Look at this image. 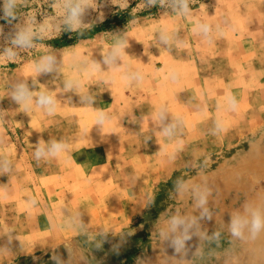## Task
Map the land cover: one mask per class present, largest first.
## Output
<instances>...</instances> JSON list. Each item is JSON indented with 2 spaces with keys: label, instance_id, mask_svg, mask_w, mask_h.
Segmentation results:
<instances>
[{
  "label": "rangeland",
  "instance_id": "rangeland-1",
  "mask_svg": "<svg viewBox=\"0 0 264 264\" xmlns=\"http://www.w3.org/2000/svg\"><path fill=\"white\" fill-rule=\"evenodd\" d=\"M145 2L86 0L73 28L66 0H11L12 16L0 0V264H264V232L230 231L235 217L264 215V0H190L142 14ZM25 30L31 46L13 44ZM21 85L30 104L15 99ZM155 106L163 126L133 144L131 189L111 192L125 207L113 217L56 208L71 220L49 238L36 199L45 193H30L59 167L47 147L80 122L98 123L102 110L144 117ZM100 159L95 149L75 161Z\"/></svg>",
  "mask_w": 264,
  "mask_h": 264
},
{
  "label": "crops",
  "instance_id": "crops-1",
  "mask_svg": "<svg viewBox=\"0 0 264 264\" xmlns=\"http://www.w3.org/2000/svg\"><path fill=\"white\" fill-rule=\"evenodd\" d=\"M154 108L153 113L144 117L135 116L125 110L121 113L102 110L98 118H102L103 123L87 125L80 122L76 130L68 136L67 141L61 144L64 147L59 156L50 153L52 146L47 147L50 160L59 167L53 172L51 170L46 173L38 184L34 183L30 193L34 194L37 190L45 193L44 199L40 197L36 199L37 202H43L46 207L45 213H41L45 214L47 219L49 238L54 240L59 238L57 234H54V225L71 220L69 216H59V213L55 211L56 208L59 210L63 206H96L101 215L107 214L108 217H113L115 210L125 207L123 203L116 201L117 198L111 199V192L131 189L130 176L133 172L130 169V152L133 144L139 142L143 135L152 133L150 129L163 126V123L161 121L158 123L155 117L158 106ZM174 141L170 142L171 147H176L177 143L180 144V141ZM95 149H98L101 154V159L97 163L85 167L83 163L75 161L78 153ZM139 149L140 147H136L137 151ZM159 151L162 153L161 148ZM138 158L135 156V159ZM65 161L66 166H64ZM139 167H141L140 164ZM138 173L143 175L140 170ZM14 187L17 192L22 190L21 186ZM88 198L93 199L94 203L83 202ZM13 199L20 201L17 195Z\"/></svg>",
  "mask_w": 264,
  "mask_h": 264
},
{
  "label": "clouds",
  "instance_id": "clouds-1",
  "mask_svg": "<svg viewBox=\"0 0 264 264\" xmlns=\"http://www.w3.org/2000/svg\"><path fill=\"white\" fill-rule=\"evenodd\" d=\"M86 0H76V2H73V0H66L65 9H66V20L65 22L68 23L71 27L76 28L79 27L81 24V17L84 13V6H85ZM11 8V0H9V7L5 9V15L6 16H12V12L10 11ZM13 18H15L13 16ZM31 37L32 33L30 30L21 31L17 34L16 39H14L12 42L15 45H19L22 47H30L31 46ZM10 55H13L11 53V50H8ZM52 57H45L44 62L51 61ZM15 99L18 101H25L26 104L31 103V96L27 94L26 89L23 85H21L18 88L17 93L15 94ZM41 105H50L51 99L49 97L41 95L38 101ZM233 107L235 108V102L233 101ZM49 111L51 112L52 109L49 108ZM98 123H103L102 118H98ZM223 131H226L227 128L224 126L222 128ZM63 145L61 144H53L50 153L54 156H59L62 152ZM44 150L43 146L41 145L38 147L36 151V158L39 159L41 156H43ZM201 204H203L205 201L203 198L201 199ZM174 224L180 223L178 220L173 221ZM245 228H248V230L251 233V238L255 239L257 238L262 232H264V215H261L259 212H253L251 214V218H241V217H235L232 219L231 225H230V231L232 236L237 238H244V230ZM179 250V249H177Z\"/></svg>",
  "mask_w": 264,
  "mask_h": 264
},
{
  "label": "trees",
  "instance_id": "trees-1",
  "mask_svg": "<svg viewBox=\"0 0 264 264\" xmlns=\"http://www.w3.org/2000/svg\"><path fill=\"white\" fill-rule=\"evenodd\" d=\"M138 1H142V0H138ZM163 0H154V4L152 6H150L148 4V0H146L145 2V8H144V12H142V14H146V12H150V11H154L155 10H161L163 8H165L166 6L172 5L174 7H178L180 6V4H184L185 6H190V0H165V3L163 5H160L159 2H161ZM208 0H196L197 3H205ZM128 21L127 18V13H123L121 15V20H120V24H126Z\"/></svg>",
  "mask_w": 264,
  "mask_h": 264
}]
</instances>
